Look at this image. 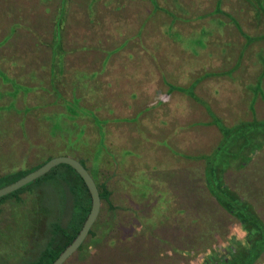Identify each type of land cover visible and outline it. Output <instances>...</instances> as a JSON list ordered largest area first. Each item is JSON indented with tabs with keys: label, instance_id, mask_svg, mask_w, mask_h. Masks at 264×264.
<instances>
[{
	"label": "crops",
	"instance_id": "crops-1",
	"mask_svg": "<svg viewBox=\"0 0 264 264\" xmlns=\"http://www.w3.org/2000/svg\"><path fill=\"white\" fill-rule=\"evenodd\" d=\"M263 41L262 0H0V72L37 94L52 71L79 83L94 114L81 129L110 146L95 162L110 169L111 199L134 209H166L169 181L196 177L202 160L205 170L218 121L264 117ZM251 151L229 156L220 176L229 165L257 180Z\"/></svg>",
	"mask_w": 264,
	"mask_h": 264
},
{
	"label": "rangeland",
	"instance_id": "rangeland-1",
	"mask_svg": "<svg viewBox=\"0 0 264 264\" xmlns=\"http://www.w3.org/2000/svg\"><path fill=\"white\" fill-rule=\"evenodd\" d=\"M57 33H60L59 28ZM7 60H12L8 53ZM46 69H42L41 75L46 76ZM53 74V71L51 75L47 74L48 81H53L48 84L45 81L37 94L9 76L11 72L8 75L0 72V81H7L5 88L0 89V174L29 168L48 156L69 154L84 159L96 182L104 181L109 189L112 188L114 180L109 167L103 169L95 162L96 152H110V146L95 145V131L91 129L84 133L81 129L85 122L93 121L94 114L87 113L91 112L88 107L93 108V100L76 97L77 92L71 88L72 84L79 83H72L68 76ZM28 81L26 84H32ZM82 106L86 107L83 112ZM248 130H244L245 135L230 134L210 161L220 165L229 162L228 157L241 150L239 143ZM253 137H249L251 141ZM257 139L261 143L258 154L256 151L248 154L258 156V179L239 177L236 169H228L229 165L221 179L249 202L264 220V139L260 136ZM253 146L248 144L246 148L253 150ZM130 150L131 154H136L134 148ZM244 154L242 163L247 160L248 154ZM203 164L202 160L196 177L185 175L177 181H169L167 189L175 192V196L169 193L167 197L173 201L166 209L151 210L147 208L148 203L134 209L129 202L115 203L112 199L113 206L110 207L105 199H101L91 232L62 264L225 262L236 249L247 243L233 235L234 226L241 224L210 192ZM57 188L52 181L43 182L21 191L19 199L10 196L0 203V264H26L36 258L49 236V221L60 220L61 194ZM156 214L159 218L154 219ZM245 239L248 242L247 236ZM254 264H264V250Z\"/></svg>",
	"mask_w": 264,
	"mask_h": 264
},
{
	"label": "trees",
	"instance_id": "trees-1",
	"mask_svg": "<svg viewBox=\"0 0 264 264\" xmlns=\"http://www.w3.org/2000/svg\"><path fill=\"white\" fill-rule=\"evenodd\" d=\"M218 126L222 131L223 139L217 147V150L223 145V141L230 134H241L245 129H249L247 133L248 137H243L244 140L240 143V149L248 146V144L249 146L253 144L254 148L257 146L259 147L261 143L258 141L257 136L263 137L264 139V117L261 119L243 121L230 127L218 121ZM243 134L245 135L246 133ZM252 135H254V137L251 141L250 138H252ZM213 157L214 155H211L206 158L205 178L209 190L219 203L239 220L240 224L246 229L248 238L246 245H242L240 248L236 249L225 262L218 264H254L259 254L264 250V221L249 202L242 199L235 191L223 183L220 176L221 171L219 170L220 164H214L210 161ZM48 158H50V156L29 168H20L0 174V186L14 181L41 165ZM78 159L89 170L85 160L80 157ZM48 181L56 183L58 185V192L61 194V201L58 204V219L60 220L56 219L49 221V236L45 240L44 245L40 248L36 258L27 261L26 264H50L76 236L90 209L91 196L83 178L70 164L64 162L54 165L42 175L17 189L1 195L0 203L10 196L19 199V193L21 191L32 185ZM97 186L101 199H105L109 206L112 207L113 205L110 198L111 190L108 188L107 184L102 181L100 183L97 182ZM90 232L91 230L89 229V233Z\"/></svg>",
	"mask_w": 264,
	"mask_h": 264
},
{
	"label": "water",
	"instance_id": "water-1",
	"mask_svg": "<svg viewBox=\"0 0 264 264\" xmlns=\"http://www.w3.org/2000/svg\"><path fill=\"white\" fill-rule=\"evenodd\" d=\"M61 162L70 164L81 175L89 190L91 196V205L89 212L85 217L76 236L72 239L70 243H68L64 247V249L50 264H62L63 261L78 248V246L88 234L89 229L91 228L94 220L96 219L101 206V197L99 194V188L97 186L96 180L94 179L88 168L77 157H74L69 154H59L48 158L41 165L30 170L29 172L25 173L14 181L0 186L1 196L35 179L36 177L48 171L54 165Z\"/></svg>",
	"mask_w": 264,
	"mask_h": 264
},
{
	"label": "clouds",
	"instance_id": "clouds-1",
	"mask_svg": "<svg viewBox=\"0 0 264 264\" xmlns=\"http://www.w3.org/2000/svg\"><path fill=\"white\" fill-rule=\"evenodd\" d=\"M233 235H235L236 239L240 240L242 243L246 244L247 241L245 237L247 236L246 229L242 225H236L233 229Z\"/></svg>",
	"mask_w": 264,
	"mask_h": 264
}]
</instances>
